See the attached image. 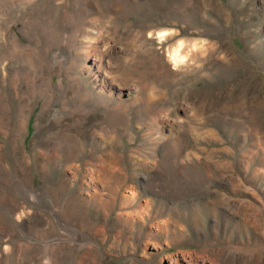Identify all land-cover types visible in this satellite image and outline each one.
<instances>
[{
	"label": "rangeland",
	"instance_id": "rangeland-1",
	"mask_svg": "<svg viewBox=\"0 0 264 264\" xmlns=\"http://www.w3.org/2000/svg\"><path fill=\"white\" fill-rule=\"evenodd\" d=\"M0 264H264V0H0Z\"/></svg>",
	"mask_w": 264,
	"mask_h": 264
},
{
	"label": "bare ground",
	"instance_id": "bare-ground-1",
	"mask_svg": "<svg viewBox=\"0 0 264 264\" xmlns=\"http://www.w3.org/2000/svg\"><path fill=\"white\" fill-rule=\"evenodd\" d=\"M165 32V31H164ZM161 33H163V31L161 32ZM159 34H160V32H159ZM160 35H162V34H160ZM159 35V36H160ZM164 35H166V33L164 34ZM181 44V43H180ZM179 44V45H180ZM172 57L174 58V60L175 61H178V60H180V59H182L184 56H182V54H181V52H180V50L178 49V47H176L174 50H173V53H172ZM99 57V56H98ZM101 60V59H100ZM45 107V106H44ZM47 107V106H46Z\"/></svg>",
	"mask_w": 264,
	"mask_h": 264
}]
</instances>
